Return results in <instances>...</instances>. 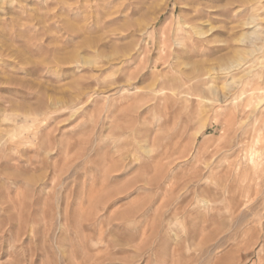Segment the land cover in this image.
I'll return each instance as SVG.
<instances>
[{"label": "rangeland", "instance_id": "obj_1", "mask_svg": "<svg viewBox=\"0 0 264 264\" xmlns=\"http://www.w3.org/2000/svg\"><path fill=\"white\" fill-rule=\"evenodd\" d=\"M263 121L264 0H0V264H264Z\"/></svg>", "mask_w": 264, "mask_h": 264}, {"label": "bare ground", "instance_id": "obj_2", "mask_svg": "<svg viewBox=\"0 0 264 264\" xmlns=\"http://www.w3.org/2000/svg\"><path fill=\"white\" fill-rule=\"evenodd\" d=\"M15 51H16V50H15ZM15 51H14V52H15ZM16 52H17V51H16ZM20 53L23 55L22 51H21ZM18 54H19V53H17V54L15 53L14 56L16 57V56H18ZM17 58H18V57H17ZM20 58H22V57L20 56ZM23 58H24V56H23ZM23 58H22V59H23ZM23 60H26V59H23ZM17 62H18V61H17ZM19 62H20V61H19ZM22 62H26V61H22ZM19 64H20V63H19ZM21 64H22V63H21ZM8 80H10L9 83H10V84L12 83V85H13V84H15V85H21V82H22V81H20V80H16V79L13 80V79H11L10 77H9ZM11 80H12V81H11ZM15 87H16V86H15ZM194 106H197V103L194 102ZM192 113H193V110H192ZM251 130H252V129H250V128H247V129L245 130L246 134H247L249 137H252V135H251V132H252V131H251ZM260 130H264V121H263V123H262V126L260 127ZM253 139L258 140V139L254 138V137H253ZM249 147H250V146H249ZM254 151H255V150H254ZM250 160H251V162H252V158H250ZM219 171H220V170L217 171V174H218ZM198 172H199V169H195V170L193 171V175H191L190 177L188 176V179H189V178H193V177H195V176L197 175ZM215 172H216V171H215ZM221 172H222V171H221ZM172 173H173V172H172ZM185 176H186V175H185ZM183 179H184V178H183ZM225 180H226V179H225ZM177 181H178V179H177ZM177 181H175V182H177ZM181 181H182V180H181ZM185 181H186V180H184L183 182H185ZM179 182H180V181H179ZM186 182H187V181H186ZM174 184H175V183H174ZM177 184H178V183H177ZM184 184H185V183H184ZM205 186H206V185H205ZM181 187H182V186H181ZM181 187H180V188H181ZM183 187H184V186H183ZM206 187H207V186H206ZM171 189H172V188H171ZM196 189H198V188H195V187L192 188V189H188V188H187L186 190H187V193L190 192V193L192 194V192H193V193L196 192ZM225 191H226V189H224V192H225ZM197 192H198V191H197ZM196 194H197V193H196Z\"/></svg>", "mask_w": 264, "mask_h": 264}]
</instances>
